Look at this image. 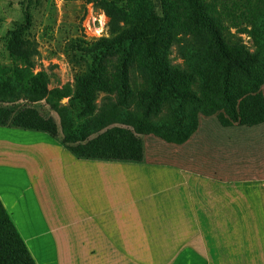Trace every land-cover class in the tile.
<instances>
[{"label":"rangeland","instance_id":"374dc122","mask_svg":"<svg viewBox=\"0 0 264 264\" xmlns=\"http://www.w3.org/2000/svg\"><path fill=\"white\" fill-rule=\"evenodd\" d=\"M26 1L0 0L2 65L12 63L4 48V36L22 21ZM39 1L32 8L30 40L36 50L32 57V70L35 74L46 75L48 89L66 86L73 91L80 68L73 62L72 54L78 59L80 54L73 52L71 46L77 42L91 44L100 38H110L113 32L103 11L86 0ZM242 41L253 51L249 37L242 36ZM170 60L173 65H183L177 45L171 49ZM140 84L141 81L135 78L131 87L139 88ZM248 96L252 103L243 98L242 105L237 106L238 116H242L243 112L246 116L244 119L255 130L244 132L251 139L246 148L247 158H242L238 152L234 153L235 156L227 157L233 146H242L241 143H234L237 134L243 133L241 127L225 124L218 116L199 114L198 130L185 144H166L155 136L140 135L144 145V159L141 162L88 161L97 164L105 162L108 169L118 171L112 172L111 176L108 172L104 178L105 183L121 184V188L116 191L114 185H110L109 190H103L101 195L105 193L106 196L103 204L121 206L127 214L122 221L103 222L78 219L84 215L82 198L89 195L86 191L92 187L86 177L77 180L73 176L74 167L71 166V158L68 156L67 161L65 157L70 152L61 143L56 112L44 101L27 103L19 100L16 103L19 109H35L43 117H51L58 126L56 137L10 125L0 127V198L10 210L13 223L36 264H246L242 261L241 253L231 247V239L235 240V237L231 236L226 224L222 222L223 225L219 226L223 217L219 214L220 207L226 208L227 205L230 213H236L239 209L245 211L246 203L236 189L234 199L239 201L238 206H235V200L233 205L225 203L224 191L214 185L212 193L218 211L213 210L209 214V210L207 215L202 213L204 218L200 227L193 219L197 205L201 202L207 205L208 200L206 182L202 185L194 180V168L195 165L200 168V161L213 164L219 176H223L229 167L233 169L235 178L239 175L236 170L241 171L242 181L250 183L247 186L252 184L257 188L264 180V99L258 93ZM114 98L99 94L95 113ZM69 99L59 101V107L70 108ZM86 176L89 178L91 175L88 173ZM83 182L88 187H83ZM183 182L187 183L186 187H183ZM78 184H81V188ZM252 186L249 188L251 194L252 190L257 193ZM111 193L115 194L114 199ZM253 197L256 198L257 194L251 195ZM75 201L77 210L74 209ZM51 226H58V230L50 235L54 242L46 236L37 237L39 243L35 242L36 246L32 247L31 242L36 240L33 239V229H49ZM122 226L127 232L123 234L127 236L122 237V242L126 243L130 234L131 246L123 244L116 253L77 254L82 251L81 246L89 243L101 230L115 232L116 238L113 235L109 238L119 244L117 239ZM102 245L112 246L113 243Z\"/></svg>","mask_w":264,"mask_h":264},{"label":"trees","instance_id":"16d2710c","mask_svg":"<svg viewBox=\"0 0 264 264\" xmlns=\"http://www.w3.org/2000/svg\"><path fill=\"white\" fill-rule=\"evenodd\" d=\"M26 2L22 21L4 36L12 63L0 64V127L56 137L51 117L16 106L44 101L77 159L139 163L140 135L185 144L199 114L234 125L241 99L264 87V0H86L103 11L113 36L71 46L80 54H72L80 68L73 91L48 89L46 75L33 72L32 8L40 1ZM174 45L182 66L170 60ZM135 78L141 84L132 89ZM99 94L115 98L95 113ZM63 98L70 108L59 107ZM0 264H36L1 199Z\"/></svg>","mask_w":264,"mask_h":264},{"label":"crops","instance_id":"0c3cea01","mask_svg":"<svg viewBox=\"0 0 264 264\" xmlns=\"http://www.w3.org/2000/svg\"><path fill=\"white\" fill-rule=\"evenodd\" d=\"M258 94L260 98L262 97L264 99V87L260 89ZM244 100L246 102L252 103L250 96L245 97ZM240 102L238 103V106L242 105L243 103L242 101ZM245 117L246 116L242 112V116H239L238 122L234 124V126L237 125L241 127V131H243V133L237 134L234 143H241L242 146L238 147V144H236V146H233L231 153H228L227 157L235 156L234 155L235 152H238V155H240L242 158H247L248 156V153L246 152V148H248L247 145L249 143V140L251 139L246 137L244 132H249L250 130L255 131V130L253 128H250L252 125L250 122H247V120L244 119ZM242 127L245 128L243 129ZM217 139L221 140V138L218 137ZM238 148H242V150H237ZM68 156L69 158H71L70 159L71 160L70 162H72L71 166L74 167L73 176L77 180L78 178L84 179V177H86L88 179L90 186L92 187L90 191H86L87 193H89V195L83 196L82 198L84 199V208L82 207V211H84V215L78 218L79 221H92V222H103L107 220L122 221L123 216L127 214L124 213L123 208L121 206L113 207L111 203L109 204V206L103 204V201L106 200V196L105 193L104 194L102 193L101 195V192L103 190L104 191L109 190L110 185L111 186L114 185L113 188L116 189V191L119 188H121V184L118 185V184H114L113 182L105 183V178H104V175L106 173L110 172L108 173L110 175L112 172H118V171H115V169H108L105 166L106 165L105 162L98 164L94 162H88V161H101V160L77 159L74 156H72L70 153L65 156L67 161H69ZM199 166L200 168H198V165H195L194 180L202 185L204 181L206 182L204 184H207L205 187L206 189H208V193H207L208 200H207V205H205L203 202L197 205V209L195 210L194 219H193L195 224L196 225L198 224L200 227L204 215H207L209 210H210L209 214H212L213 210L218 211V205L215 204L216 198L212 193L214 192L213 190L215 189V186H220V188L224 191V194L222 195L225 203L229 202L231 205H233L235 200L236 201L235 206H238L239 201L234 199V195H235L234 190L236 189L237 192H239V194L242 195V199L246 203L245 211L243 212V210L241 211L239 209L235 211L236 213H230L231 210H228L227 205L226 208L220 207L221 211L219 212V214H221L223 217L221 219L219 226L220 225L222 226L223 225L222 222H224L227 226V229L230 231L231 236L233 235V238L235 237V240L231 239L230 245L233 248V250L235 249L236 252L241 253L240 255H242V261L244 263L264 264V192H263L264 180L261 181L259 187L257 188L255 186L253 187L252 184L250 185L254 189H257V193L255 192V190H252L253 192L251 194L250 192L251 190H249L250 186H247V183L248 184L250 183L247 181H242V178L240 176L241 171L236 170V174L239 175L235 178L234 176L235 173H233V169H231L230 167L224 171V173L222 174L223 176H219L215 172V167L213 166V164L207 163L206 161H200ZM88 173L91 175L89 178L86 176ZM110 180L113 179L110 178ZM82 184H84L83 187H88L85 182H83ZM107 184L109 185L108 187L106 186ZM78 185L81 188V184ZM186 185L187 183H185L183 187H186ZM261 188L262 190H260ZM180 190H182V187ZM256 194H257L256 198L255 197L251 198V195L256 196ZM111 197L114 199L115 194L112 195L111 193ZM72 199L74 198L72 197ZM121 203H119V205ZM73 204L75 205L74 209L77 210L76 208L77 202L75 201ZM3 205L6 208L10 217L12 218V214L9 212L10 210L7 208V206L4 203ZM196 213H198L199 216ZM202 213H204V215H202ZM183 221L185 222L184 218ZM30 227L32 228V226ZM33 230H34L33 239H36L37 237H39L40 239L46 236L49 237L51 241H53L50 235H52L56 230H58V226H51L49 229L48 228L39 229L38 227H35ZM123 234H127V232L123 230V226H122L120 237L119 239H117V241H119V244H115L116 243L115 240L109 238V236L111 235L115 237V232L112 233L101 230L98 234H96V236L94 235L95 237L92 238L89 243L81 246L82 251H80V253L77 254L100 255L105 252L108 253L119 252L123 244H127V246L132 245L130 244L132 240L130 234L127 237V242L126 243L122 242V237L127 236V235L124 236ZM201 234H202L201 236L203 237V233ZM216 234L214 235V237L216 236ZM197 236L199 235L197 234ZM39 239H36L34 240V242H31L32 247L36 246L35 242H37V244L39 243ZM25 241H27V239H25ZM75 241L77 240L75 239ZM106 242L113 243V245L103 246L102 244Z\"/></svg>","mask_w":264,"mask_h":264}]
</instances>
